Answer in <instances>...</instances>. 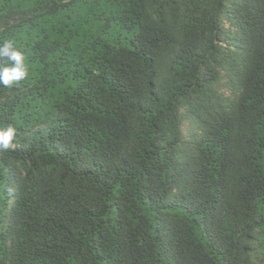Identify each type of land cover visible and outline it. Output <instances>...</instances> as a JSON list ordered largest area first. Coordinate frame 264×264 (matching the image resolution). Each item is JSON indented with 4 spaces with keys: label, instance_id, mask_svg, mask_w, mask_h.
<instances>
[{
    "label": "trees",
    "instance_id": "obj_1",
    "mask_svg": "<svg viewBox=\"0 0 264 264\" xmlns=\"http://www.w3.org/2000/svg\"><path fill=\"white\" fill-rule=\"evenodd\" d=\"M6 40L0 264H264V0H0Z\"/></svg>",
    "mask_w": 264,
    "mask_h": 264
},
{
    "label": "clouds",
    "instance_id": "obj_2",
    "mask_svg": "<svg viewBox=\"0 0 264 264\" xmlns=\"http://www.w3.org/2000/svg\"><path fill=\"white\" fill-rule=\"evenodd\" d=\"M0 59L10 62V66H0V84L10 88L27 77L28 69L24 63V56L14 47L13 41L6 40L0 46ZM15 138L16 129L12 125L0 129V151L13 148ZM8 192L11 193L12 189L9 188Z\"/></svg>",
    "mask_w": 264,
    "mask_h": 264
}]
</instances>
